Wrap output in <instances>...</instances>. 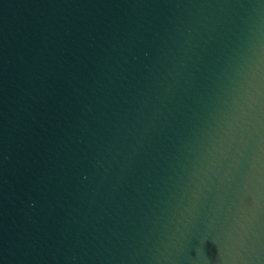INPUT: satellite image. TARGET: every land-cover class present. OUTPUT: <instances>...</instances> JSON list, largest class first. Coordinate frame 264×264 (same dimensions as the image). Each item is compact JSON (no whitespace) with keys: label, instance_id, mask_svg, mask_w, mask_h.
Segmentation results:
<instances>
[{"label":"water","instance_id":"water-1","mask_svg":"<svg viewBox=\"0 0 264 264\" xmlns=\"http://www.w3.org/2000/svg\"><path fill=\"white\" fill-rule=\"evenodd\" d=\"M118 264H264V0H139Z\"/></svg>","mask_w":264,"mask_h":264}]
</instances>
